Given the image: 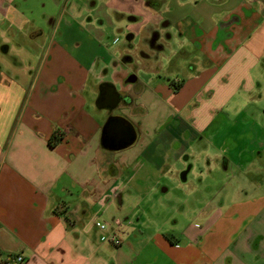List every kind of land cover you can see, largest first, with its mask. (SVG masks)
I'll list each match as a JSON object with an SVG mask.
<instances>
[{"label":"crops","instance_id":"1","mask_svg":"<svg viewBox=\"0 0 264 264\" xmlns=\"http://www.w3.org/2000/svg\"><path fill=\"white\" fill-rule=\"evenodd\" d=\"M121 13L134 16L128 42L145 37L140 86L125 64L132 57L120 59L124 52L117 56L104 43L105 22ZM156 34L160 47L151 44ZM176 34L190 49L167 47ZM191 53L185 70L173 64L175 77L163 76L170 61ZM263 61L264 0H0V264L16 254L22 264H264V182L246 170L264 157V138L242 141L231 130L238 139L232 148L218 146L227 154L221 164L247 172L244 187L231 194L217 188L216 203L207 200L197 213L207 215L175 235L142 226L135 216L145 209L141 200L131 208L135 175L122 172L140 166L147 177V168L174 167L191 155L209 169L208 146L198 144L207 128L181 125L179 113L195 108L212 82L226 88L213 109L242 113L250 74ZM102 82L126 96L117 116L136 133L116 149L102 145L103 125L116 115L96 105ZM192 169L191 162L180 172L182 182ZM112 232L120 246L107 239Z\"/></svg>","mask_w":264,"mask_h":264},{"label":"rangeland","instance_id":"2","mask_svg":"<svg viewBox=\"0 0 264 264\" xmlns=\"http://www.w3.org/2000/svg\"><path fill=\"white\" fill-rule=\"evenodd\" d=\"M152 2L153 3H150V5L155 7L156 2ZM190 7L192 8V6ZM204 8L205 7L200 6L199 8H194V10L202 11ZM129 17L134 16L121 13V15L113 17V24H110L108 21L105 22L104 43L107 48H109L111 52H115L117 56L123 51L124 53L121 54V57L119 56L120 59L123 56L132 57L131 63L125 64H127L132 72L138 75L140 81L138 80L135 85L140 86V82L147 78V75L143 73V68L140 66L141 63L145 66V60L141 57V51L146 49L145 37L144 34L138 35L134 37L131 43L128 42L127 37L134 32L130 30L132 29L130 25L134 23L128 21ZM77 22L78 21H70V23ZM169 32L171 33L172 31ZM40 41L43 43V41H45V36L41 38ZM168 42H170V44L167 45V47L174 48L178 45H184L186 49H190L191 47L190 44L186 43V39H182V37L177 34L173 35ZM185 48L183 51L186 50ZM190 55L193 54L179 55L170 61L172 63L169 65V69H167L168 67H164L163 69V76L171 79L175 77L170 73L173 64L174 66L178 64L180 70L182 68L185 70L186 68L184 66H188V57ZM251 76L254 78V80H252L254 81V86L250 93H248L249 99L243 100L240 103L242 104V113H236L232 108H224L223 110L213 109L218 106L225 97L223 93L226 89L224 85H218L214 82L205 85L203 91L205 89L206 91L195 101V108L191 109L190 106H187L186 109L179 113L181 125L194 129L197 126L198 128H207L206 132L203 133V137L206 139L199 141L198 144H200V148L202 149L208 146L207 153L213 158L210 160L211 166L209 169L206 167L205 158L200 157L199 160H197L196 157L193 158L191 155L190 160L186 161V163L181 162L174 167H169V165L166 164L159 169L151 168L148 170L147 168V177H145V167L136 166L133 169L122 171L124 175H127L128 172L135 175L131 183V188H133L137 194H135L136 198L133 199L131 208H135L134 206L141 200L139 205L144 206L145 209L136 212L137 214L135 216L139 218L140 222L143 221V227L149 229L151 232L162 229L173 235L178 234L188 223H197L207 215V212L204 211L200 214L197 213L207 200L212 201V204L216 203L219 196L213 195V192L216 191L217 188L222 187L231 194L235 191L234 189L239 186L244 187L241 185L243 184V180L240 179V174L245 175L250 170V173L255 174L254 177H257L258 179H256L259 182H264L262 179L264 178V170L259 171L262 162H264V157L255 160L256 162L247 167V172L244 174L239 170L241 167L234 164L230 165L227 170H224L221 163L223 157L227 154L218 149V146H221L222 149L226 148L225 142L228 147H233L235 143L234 139L238 138H231V130L233 132L238 130L237 134L239 136L243 135L242 141L247 140L253 143L257 141L258 138H264V61L262 62V66L260 65L257 69H253L250 74V77ZM107 80H110V77H108ZM229 86L230 84L228 87ZM93 88L94 87H92L91 92ZM214 88H216L217 93H215L212 99H209L211 96L207 97V90ZM87 92H90L89 87ZM96 92L98 94V90ZM94 101L91 93L90 108L93 111H97ZM231 104L232 103H230V105ZM211 112L212 114H210ZM107 113L117 115L119 113V108L108 110ZM211 141L215 144L213 147L208 145ZM254 157H256V155H254ZM243 158H246L245 155ZM191 162L193 164V169L188 172L187 180L182 182L179 174L190 165ZM209 184L210 186H208ZM221 184H223V186ZM164 188L166 191H163ZM196 193L199 194L196 195ZM121 213L125 216L129 214L128 211H121L120 214ZM109 216L108 213H103L100 219L107 220ZM195 216H197V219L192 221ZM167 233H165L166 237L162 234H160V237L169 242L168 238H171V235Z\"/></svg>","mask_w":264,"mask_h":264},{"label":"flooded vegetation","instance_id":"3","mask_svg":"<svg viewBox=\"0 0 264 264\" xmlns=\"http://www.w3.org/2000/svg\"><path fill=\"white\" fill-rule=\"evenodd\" d=\"M153 37L155 38L152 39L153 41H151V44L155 47H160V45L156 43L157 42L156 40H158L159 35L156 34ZM131 78H132L131 80L134 82L135 78L134 77H131ZM111 85L112 84L110 82L100 83L98 85L97 99L99 98L101 101L110 103L109 99H110V93H111L110 92ZM172 85L175 87V86H178L179 83L178 82L172 83ZM118 95H119V102L116 104V106L111 107L109 104H107L105 106L107 109L109 110L115 109L119 106V104L126 101L125 100L126 96L123 93L118 92ZM132 132H133V128L126 119H124L123 117L117 116V115H111L106 120L105 124L103 125V130H102L103 141L104 143L109 145L108 147L116 149V148H119V146H122L125 144V142L128 140Z\"/></svg>","mask_w":264,"mask_h":264},{"label":"built area","instance_id":"4","mask_svg":"<svg viewBox=\"0 0 264 264\" xmlns=\"http://www.w3.org/2000/svg\"><path fill=\"white\" fill-rule=\"evenodd\" d=\"M115 224H118V221L115 222ZM107 224L101 223L99 227L101 229L105 228ZM107 239L114 245V246H120L122 244V240L118 237L116 232H112L108 235ZM24 262V258L21 254H16L13 256H9L6 259V264H22Z\"/></svg>","mask_w":264,"mask_h":264},{"label":"water","instance_id":"5","mask_svg":"<svg viewBox=\"0 0 264 264\" xmlns=\"http://www.w3.org/2000/svg\"><path fill=\"white\" fill-rule=\"evenodd\" d=\"M110 103L109 102H105V101H101L99 98L96 100V105L98 107H105L107 104H109L111 107H114L116 106V104L119 102V95H118V92L115 91V88L114 86H110ZM127 128V127H126ZM125 128V129H126ZM135 137H136V133L135 131L133 130V132L131 133L130 137L128 138V140L125 142V144H129V143H132L134 140H135ZM124 144V145H125ZM104 146L105 147H108L109 145L104 143ZM123 146V145H122ZM122 146H119V147H122ZM185 174V173H183ZM184 176V175H183Z\"/></svg>","mask_w":264,"mask_h":264},{"label":"trees","instance_id":"6","mask_svg":"<svg viewBox=\"0 0 264 264\" xmlns=\"http://www.w3.org/2000/svg\"><path fill=\"white\" fill-rule=\"evenodd\" d=\"M178 88H179V85L175 86V89H178ZM53 138H55L56 140L58 139L56 137L51 136L50 139H49L50 145H53V143H54L53 142ZM102 145L104 146L103 136H102Z\"/></svg>","mask_w":264,"mask_h":264}]
</instances>
